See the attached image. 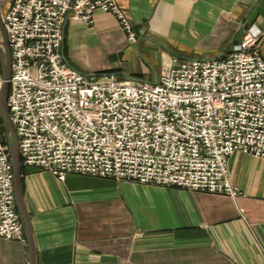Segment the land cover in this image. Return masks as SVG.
I'll return each mask as SVG.
<instances>
[{
    "label": "built area",
    "instance_id": "2783aa9c",
    "mask_svg": "<svg viewBox=\"0 0 264 264\" xmlns=\"http://www.w3.org/2000/svg\"><path fill=\"white\" fill-rule=\"evenodd\" d=\"M97 11L111 13L127 41H137L118 0H12L1 13L21 164L60 182L81 174L237 197L229 157L242 151L264 159L261 33L248 30L219 59L175 57L155 82L138 83L66 61L65 24L92 26ZM0 238L26 242L1 129Z\"/></svg>",
    "mask_w": 264,
    "mask_h": 264
},
{
    "label": "crops",
    "instance_id": "0c3cea01",
    "mask_svg": "<svg viewBox=\"0 0 264 264\" xmlns=\"http://www.w3.org/2000/svg\"><path fill=\"white\" fill-rule=\"evenodd\" d=\"M133 24L129 43L116 17L69 21L62 53L101 77L155 82L179 60L219 59L248 30L261 33L264 0H118ZM12 0H0V14ZM237 197L173 186L21 166L35 264H264V159L228 160ZM0 264H30L27 243L0 238Z\"/></svg>",
    "mask_w": 264,
    "mask_h": 264
},
{
    "label": "water",
    "instance_id": "95a60500",
    "mask_svg": "<svg viewBox=\"0 0 264 264\" xmlns=\"http://www.w3.org/2000/svg\"><path fill=\"white\" fill-rule=\"evenodd\" d=\"M0 71H1V87H0V117L1 121L6 129L5 140L8 149L9 158L12 165L13 173V187H14V200L16 202V210L18 216L20 217L22 230L24 231L26 243L29 249V260L30 264H35L34 260V245L32 230L29 221V216L27 215L25 203L23 201L22 194V181H21V158L19 157V143L18 138L13 128V125L8 114V79L10 77V66H11V56L9 51V45L6 38L5 29L2 25L1 14H0Z\"/></svg>",
    "mask_w": 264,
    "mask_h": 264
},
{
    "label": "trees",
    "instance_id": "16d2710c",
    "mask_svg": "<svg viewBox=\"0 0 264 264\" xmlns=\"http://www.w3.org/2000/svg\"><path fill=\"white\" fill-rule=\"evenodd\" d=\"M0 129H1V134H3V141H4V143H6V140H5L6 129H5L2 121H0Z\"/></svg>",
    "mask_w": 264,
    "mask_h": 264
},
{
    "label": "rangeland",
    "instance_id": "374dc122",
    "mask_svg": "<svg viewBox=\"0 0 264 264\" xmlns=\"http://www.w3.org/2000/svg\"><path fill=\"white\" fill-rule=\"evenodd\" d=\"M0 39H1V34H0Z\"/></svg>",
    "mask_w": 264,
    "mask_h": 264
}]
</instances>
